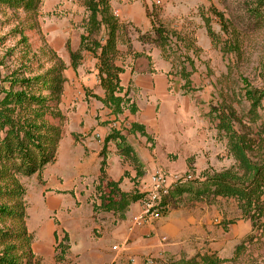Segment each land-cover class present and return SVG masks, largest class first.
I'll return each mask as SVG.
<instances>
[{
    "label": "rangeland",
    "instance_id": "obj_1",
    "mask_svg": "<svg viewBox=\"0 0 264 264\" xmlns=\"http://www.w3.org/2000/svg\"><path fill=\"white\" fill-rule=\"evenodd\" d=\"M260 1L111 0L122 24L118 63L125 71L121 82L139 56L135 45H147L148 69L166 76V83L164 94L157 97L145 96L129 80L137 112L126 111L105 121L103 116L84 114L89 96L99 102L85 90L91 79L90 85L98 86V60L88 51L76 67L71 60L85 33L86 0H33L29 9L24 7L28 0H21L19 8L0 3V93L10 86L6 79L12 73L34 76L63 65L67 79L60 105L64 117L55 120L63 130L56 161L40 173L20 175L23 195L18 199L0 198V205L16 203L23 214L20 222L0 223V229L24 231L17 244L32 238L30 248L22 251L32 254L26 258L49 264L52 247L47 242L52 236L56 240L53 257L60 261L69 248V231L91 233L96 239L103 235L95 211L100 210L101 194L109 191L108 180L101 182L99 176L92 183L94 175L85 166L88 139L104 143L106 153L109 141L118 145L116 138L108 139L114 130L135 143L141 175L125 174L127 182L122 186H136L135 182L145 186L143 179L153 168L189 172L194 182L188 186L193 188L208 176L225 172L242 182L247 175L230 149L231 141L245 149L251 163L264 162V18L256 15ZM106 37L104 28L95 35L102 42ZM249 91L260 96L254 110ZM143 105L150 106L152 113L147 137L131 134L128 127L139 120ZM90 119L109 127L116 122L120 129L113 126L101 142L100 136L83 133ZM223 120L228 131L221 127ZM66 154L71 157L69 164ZM60 184L67 190H59ZM2 188L7 187L0 183ZM169 202L171 209H178L185 233L176 254L168 256L165 264H264V197L260 211L244 210L238 199L212 192L197 198L190 192L173 195Z\"/></svg>",
    "mask_w": 264,
    "mask_h": 264
},
{
    "label": "trees",
    "instance_id": "obj_2",
    "mask_svg": "<svg viewBox=\"0 0 264 264\" xmlns=\"http://www.w3.org/2000/svg\"><path fill=\"white\" fill-rule=\"evenodd\" d=\"M32 1L24 3L21 0H0V3L17 8L24 3V7L29 9ZM86 7L89 14L85 33L81 36L78 50L71 53L72 66L76 67L79 64L83 52L92 53L98 60L96 64L98 77L100 85L105 90L104 97L97 95L95 97L110 108L114 115L123 114L126 109L134 114L138 106L129 96V90H125L121 85L120 79V74L125 71L118 63L119 32L122 24L113 11L111 0H86ZM263 7L264 0H261L256 9L258 17L264 18V15L260 14ZM103 28L107 34L104 42L95 38ZM208 32L213 36L211 28H208ZM158 34L161 36L162 33L158 31ZM64 70L63 65H57L34 76L12 73L6 79L10 86L2 88L0 93V183L7 188L0 190V198L18 199L23 195L19 176L40 173L47 165L56 161L63 134L62 126L55 120L61 121L64 117L60 108L67 80ZM183 78L186 80L188 77L185 75ZM248 95L252 99L254 110L260 104V96L257 97L253 91H249ZM221 127L229 130L225 120ZM131 129L139 131L144 136L148 135L145 126L140 123L134 122ZM111 138L119 139L122 153L130 157L134 163H138L133 148L126 143V138L122 134L114 130L108 136V139ZM230 149L240 162V166L245 169L246 180L239 182L234 179L233 174L225 172L208 176L196 188L188 186L192 180L176 188L172 193L183 195L190 192L197 198L212 192L215 196L238 199L244 210L252 208L262 210L260 202L264 197V162L251 163L245 155V149L239 143L234 144L231 141ZM101 156L103 158L101 182H104L107 179L106 147L103 148ZM140 175L141 172L137 169V176ZM121 181L122 179L107 181L106 187L109 191L101 194L98 209L113 211L123 216L129 205L142 197L139 191L133 193L122 191L119 187ZM22 218L23 214L16 203L11 207L6 204L0 205V223L9 220L20 222ZM24 236V231L18 234L17 231L0 229V245L3 246L0 249V264H36L31 258H26L32 254L22 252L23 249L30 248L32 238H28L22 244L15 243Z\"/></svg>",
    "mask_w": 264,
    "mask_h": 264
},
{
    "label": "crops",
    "instance_id": "obj_3",
    "mask_svg": "<svg viewBox=\"0 0 264 264\" xmlns=\"http://www.w3.org/2000/svg\"><path fill=\"white\" fill-rule=\"evenodd\" d=\"M131 15V12H127ZM129 15V16H130ZM136 51L139 52V56L135 60V66L131 67L127 70V76L125 82H121V85L125 88V90H129L130 96V86L129 80H131L134 85L142 90V93L153 96H161L163 95V89L165 87V79L166 76H160V74H155L154 72L149 71V67L151 66V60L149 59L151 55L150 49H147V45L136 46ZM135 51V52H136ZM86 71L80 73L82 78L85 76ZM71 82L73 83V75H70ZM77 80V79H76ZM91 80L87 83L85 87L90 94H95L101 97L105 96V90L100 85V81H95L98 83L96 87L94 84H91ZM86 91H84V97ZM96 99V97H94ZM133 100V99H132ZM134 101V100H133ZM137 104V103H136ZM138 106V104H137ZM150 107V106H149ZM145 107V105L141 106L143 112L139 117V120L134 119L128 127H130V133L136 134L140 133L139 131H133L132 124L134 122L140 123L145 126V130L149 135V121L152 116L151 108ZM145 109V112H144ZM128 109L124 111L126 113ZM83 112V111H82ZM84 114L92 117V115L103 116L101 121L111 120L115 115L111 113V109L106 107L100 100L99 102L93 101L92 97L89 96V100L87 101L86 109H84ZM132 114V113H131ZM109 115V116H107ZM150 124H152L150 122ZM110 126V125H109ZM104 126L103 124H99L92 119L89 120V125L86 126L85 131L83 133H90L94 136H100L101 142L109 135L111 128L114 126L117 129V123L113 122L112 127ZM157 126V125H155ZM81 133L80 130L77 131ZM141 134V133H140ZM130 135V134H129ZM142 135V134H141ZM147 135V136H148ZM144 136V135H142ZM144 136V137H147ZM126 138V143L133 148L135 155L138 159V163H134L130 157H126L121 151L120 140L118 141V145L114 141H109L107 146V164H106V175L107 180L118 181L121 180L119 185L120 189L127 193H133L135 191L142 192L144 186H138L135 182V179H132L136 186H122L123 182H127L125 178V174H129L132 177L137 175V169L139 168L140 157L137 154V148L135 143H133L129 136H124ZM92 138L84 141V149L87 148V160L85 161V166L89 169L90 173L93 174V180H96L99 176H101V162L102 156L101 152L105 147V144H100L96 142H92ZM99 141V142H100ZM63 141H61L62 144ZM69 145V144H68ZM61 145L60 148H62ZM69 151V147H68ZM70 154H66L65 159L69 164L71 161ZM65 161V160H64ZM63 161V162H64ZM65 162V163H66ZM67 165V164H65ZM142 169V168H141ZM134 170V171H133ZM153 168L148 175H145L144 181L147 182L150 178V174L154 171ZM141 171V170H140ZM135 172V174H134ZM139 177V176H138ZM137 180V179H136ZM76 185V183L74 184ZM59 190L65 191L66 187H63L61 184L58 186ZM173 192V191H172ZM171 192L170 196L166 198L167 210L165 214L158 220L146 224L142 227L136 228L134 231H130L129 223L131 217L136 214L140 210L139 200L132 202L123 216L115 213L113 211H95V213H99L101 218H98L101 227L103 228V235L99 238H93L91 233H81L78 232H68L69 239V248L66 249V253L64 258L60 261H56L53 257L55 253L56 240L54 236L49 237L47 244L52 247V251L50 253L51 259H49V264H147L146 260L148 258H152L155 260V264H165L168 256H173L176 254V251L181 244V238L184 237V224L183 219L179 217L178 209H171L169 199L171 196H182L175 195ZM184 195V194H183ZM100 204V202H97ZM95 208L93 207V210ZM117 246V249L113 247ZM47 264V263H46Z\"/></svg>",
    "mask_w": 264,
    "mask_h": 264
},
{
    "label": "built area",
    "instance_id": "obj_4",
    "mask_svg": "<svg viewBox=\"0 0 264 264\" xmlns=\"http://www.w3.org/2000/svg\"><path fill=\"white\" fill-rule=\"evenodd\" d=\"M192 180L193 175L189 172L155 168L141 192L140 210L131 217L128 229L134 231L136 228L160 219L167 210L166 198L176 188ZM113 248L117 249V246ZM146 263L155 264V260L148 258Z\"/></svg>",
    "mask_w": 264,
    "mask_h": 264
},
{
    "label": "bare ground",
    "instance_id": "obj_5",
    "mask_svg": "<svg viewBox=\"0 0 264 264\" xmlns=\"http://www.w3.org/2000/svg\"><path fill=\"white\" fill-rule=\"evenodd\" d=\"M70 156V155H69ZM70 162V161H69ZM68 164V163H67Z\"/></svg>",
    "mask_w": 264,
    "mask_h": 264
}]
</instances>
